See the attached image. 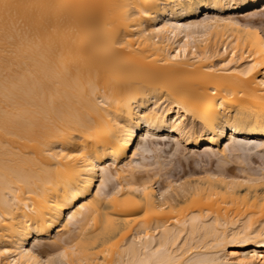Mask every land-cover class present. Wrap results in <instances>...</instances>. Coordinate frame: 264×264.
<instances>
[{
  "label": "bare ground",
  "instance_id": "1",
  "mask_svg": "<svg viewBox=\"0 0 264 264\" xmlns=\"http://www.w3.org/2000/svg\"><path fill=\"white\" fill-rule=\"evenodd\" d=\"M263 17L0 0V264H264Z\"/></svg>",
  "mask_w": 264,
  "mask_h": 264
},
{
  "label": "rangeland",
  "instance_id": "2",
  "mask_svg": "<svg viewBox=\"0 0 264 264\" xmlns=\"http://www.w3.org/2000/svg\"><path fill=\"white\" fill-rule=\"evenodd\" d=\"M261 17V16H260ZM256 18H258V17H256ZM262 18V17H261ZM264 18V17H263ZM264 20V19H263Z\"/></svg>",
  "mask_w": 264,
  "mask_h": 264
}]
</instances>
